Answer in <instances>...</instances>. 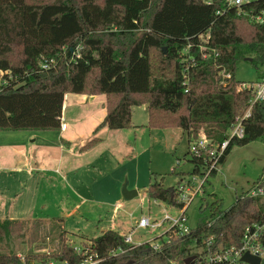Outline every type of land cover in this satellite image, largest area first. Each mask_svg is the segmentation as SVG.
<instances>
[{
	"label": "trees",
	"instance_id": "obj_1",
	"mask_svg": "<svg viewBox=\"0 0 264 264\" xmlns=\"http://www.w3.org/2000/svg\"><path fill=\"white\" fill-rule=\"evenodd\" d=\"M208 1L0 0V129L58 128L65 94L72 92L107 95L108 112L96 131L133 126V106L149 103L150 125L181 128L190 141L201 135L212 143L225 141L253 97L251 89H239L245 83L236 78L239 61L264 67V23L224 0ZM244 8L257 12L264 0ZM14 48L21 51L17 61L10 56ZM155 54H160L157 69ZM260 75L264 78V71ZM244 128L245 136L230 140L219 166L234 145L264 139V102L253 105ZM191 153L192 173L203 177L210 152ZM260 186L264 168L249 190ZM182 189L167 188L156 178L146 191L149 199L182 209ZM249 190L229 208L218 198L202 205L204 216L196 228L183 234L176 227L164 231L155 238L158 248L150 241L126 243L115 229L91 239L81 236V244L98 254V264H186L190 256L195 257L189 264H222L210 258L221 247L239 248L246 228L264 222V197H252ZM28 222L0 220V234L12 236ZM51 223L59 227L53 253L21 255L8 246L0 248V264H47L54 258L80 264L84 255L65 239L62 220Z\"/></svg>",
	"mask_w": 264,
	"mask_h": 264
},
{
	"label": "rangeland",
	"instance_id": "obj_2",
	"mask_svg": "<svg viewBox=\"0 0 264 264\" xmlns=\"http://www.w3.org/2000/svg\"><path fill=\"white\" fill-rule=\"evenodd\" d=\"M241 31L247 27L245 23L239 22ZM248 30V29H247ZM246 30V31H247ZM17 61L21 56L19 48H14L10 55ZM160 54L154 55V67L157 69ZM264 67H256L249 60H240L236 69V78L252 85L261 79ZM1 77V75H0ZM68 97V111L62 122L69 127L84 129L87 120L85 119L84 105L76 104L70 107L71 99ZM104 99V95H100ZM146 100V98H144ZM150 104L133 106L132 121L134 126L121 130L119 134L111 132L110 135H103L101 127L97 135L103 140L97 144L87 146H76L65 153V159L75 158L79 164L89 161V167L79 170L83 181L78 185V191L71 188L66 196L68 205L74 201L77 211L65 214V228L68 234L65 235L67 242L72 245H80L82 237L97 236L101 230L112 228L122 234H131L134 243L150 241L157 243L155 239L164 233L167 226L138 227L137 221L146 216L151 222H161L166 214L177 217L180 210L164 202L149 199L147 187L151 180L156 178L165 187L182 186L191 194H196L201 184V176L193 175L194 164L191 162L190 139L187 131L174 126H161L149 124ZM64 112V114H65ZM81 113L78 120H73L74 113ZM99 118H103L106 109L102 111ZM78 119V118H77ZM107 131V130H106ZM106 131H104L106 133ZM111 131V130H110ZM77 132V131H76ZM81 131L77 132V140L81 137ZM102 132V134H101ZM2 132L0 131V135ZM92 136V135H91ZM90 136V137H91ZM109 136V137H108ZM46 149V148H45ZM40 159L45 158L46 151L43 147L33 146L29 150ZM50 158H56L57 150L50 149ZM33 158V157H32ZM264 168V139L252 141L245 145H234L220 164L217 174L208 176L202 189L188 204L186 214L188 216V227L194 229L204 213L201 206L208 202L220 199L224 208L232 206L237 195L252 188L254 181L258 179ZM38 175V174H35ZM38 178V176H37ZM72 181H77L73 179ZM74 187L75 185L69 181ZM32 192L29 198L34 197L33 189L37 187V181L32 180ZM136 190L138 195L128 199L124 191ZM205 208V207H204ZM49 217L48 208L39 207ZM205 215L210 214L209 209H204ZM27 219L31 216L18 217ZM15 218V217H13ZM126 225L119 227L120 222ZM59 227L48 220H31L28 226L22 230L17 229L12 236L6 237L0 234V248L12 246L21 255L27 253H53L59 244ZM122 230V231H121ZM124 230H127L124 232ZM65 264V262L51 259L47 264Z\"/></svg>",
	"mask_w": 264,
	"mask_h": 264
},
{
	"label": "crops",
	"instance_id": "obj_3",
	"mask_svg": "<svg viewBox=\"0 0 264 264\" xmlns=\"http://www.w3.org/2000/svg\"><path fill=\"white\" fill-rule=\"evenodd\" d=\"M73 95L75 97L71 99L70 107H73L76 102L77 104L84 105L85 119L87 120L85 128L81 129V137L78 138V140L77 132L81 130H75V122L70 131L69 127L66 129L61 128V124L64 123L62 121L66 115L65 111H68L69 107L67 103L68 97L70 96V98H72ZM100 95H104L105 98L99 99L101 98ZM101 108L102 111L106 109L103 118H99L102 113ZM107 112L106 94L93 95L67 92L63 104L61 124L58 128L0 129L2 132V135H0V220L8 218L21 221L48 220L51 222L58 218L62 220L64 229H66L65 214L77 211V206L74 205V201H71V204L68 205L66 196L69 194V191H71V188H76L77 190L78 185L83 181L81 173L79 175L77 172L83 168L89 167L90 164L88 160L79 164L74 157L65 159L64 155L70 152L71 148L76 146L80 147L83 143L82 150H85L87 146L101 142L103 138L97 135V131L101 127L98 128L97 131L96 128L103 122ZM80 114L79 112V115ZM79 115L75 112L73 120L76 119L78 120L77 122H80ZM102 127H104L102 132L105 136L112 134L111 132L119 134L121 130L126 129H111L107 126ZM104 131H106V133ZM94 138H97V140L91 142ZM33 146L43 147L42 152L46 151L44 152L46 154L45 158L40 159L38 156L32 154L29 150ZM50 149L57 150V154L59 155L56 158H50ZM33 179L37 181V187L33 189V194L35 196L29 198L28 194L32 192V188L30 187L29 190L26 189L31 186ZM73 179H77V181H72ZM69 181H71L75 187ZM39 207L48 208V213H52V217L41 214L46 212L44 210H39ZM15 215H20L18 217L29 215L31 217L27 219H17ZM125 225V222L121 221L119 223V227ZM107 229H103L101 232ZM66 230L68 231V229ZM126 231L127 230H124V232ZM86 235L87 234L83 233L80 234V236L84 237L88 236ZM93 237L96 236H89L87 238L91 239Z\"/></svg>",
	"mask_w": 264,
	"mask_h": 264
},
{
	"label": "built area",
	"instance_id": "obj_4",
	"mask_svg": "<svg viewBox=\"0 0 264 264\" xmlns=\"http://www.w3.org/2000/svg\"><path fill=\"white\" fill-rule=\"evenodd\" d=\"M212 0H209L208 2H211ZM226 5L228 7H236L239 9V14L248 15L251 20L264 23V8L261 10L254 12V11H247L244 6L248 4H252L256 1L260 0H224ZM218 14H222L221 10L217 11ZM209 38V35L207 37ZM204 38V40H205ZM206 46H202V49H205ZM54 60H51L53 62ZM49 61L45 60L43 61L42 67L47 69L49 67ZM4 72L0 69V75L3 76ZM225 76L230 77V73H226ZM0 77V79H1ZM248 88L252 91V100L249 108L245 111V113L238 117L236 119V122L234 123L233 127L230 131V136L228 139L221 143H212V141L208 138H206L204 135H201L198 138L192 139L190 150L191 152L195 153L196 155H200L203 150H207L210 152V165L208 169L205 172V175L201 177L202 181L197 189V193L202 189V186L204 182L207 180L209 173L213 169L219 168V158L223 155L225 149L227 148L229 142L233 138L241 139L245 136V128H244V121L250 117L251 115V109L255 103L258 102H264V78H261L260 80L256 81L252 85H247L246 83H243L239 86V89ZM62 129H66L67 126L65 123L61 124ZM191 190H185L182 189L180 193L179 200L183 201L185 203V206L180 210V215L177 217L171 216L170 214H166V217L161 222H151L150 219L146 216L141 217L137 223L136 226L138 227H151V228H157L162 225H164L166 222L167 226L165 227L166 230L176 227L179 229L180 233H189L190 228L188 227V216L186 214V208L188 204L194 199L196 194L189 193ZM248 195L252 197H264V186L255 187L248 191ZM165 230V231H166ZM264 234V222L262 223H253L252 225H249L242 238V244L239 248H223L221 247L217 253L214 254L213 257L210 258L211 261H217L218 263L222 264H235L237 261H241V257L245 252H250L251 254L259 255L260 257L264 258V243L261 241V237ZM124 241L126 243L130 244H137L133 242V237L131 234H122ZM155 248H158V244H153ZM74 249L78 254L84 255L83 260L80 264H98L101 261V258L98 256L96 252L92 251V248L83 244L80 245H74ZM245 263V262H243ZM66 264H68L66 262ZM247 264V263H246Z\"/></svg>",
	"mask_w": 264,
	"mask_h": 264
},
{
	"label": "water",
	"instance_id": "obj_5",
	"mask_svg": "<svg viewBox=\"0 0 264 264\" xmlns=\"http://www.w3.org/2000/svg\"><path fill=\"white\" fill-rule=\"evenodd\" d=\"M125 197L128 199L134 198L136 195H138L136 190H126L124 191ZM195 256H190L187 259H185V263L189 264L194 260ZM241 261L247 263V264H264V258L260 257L259 255L251 254L250 252H245L243 256L241 257Z\"/></svg>",
	"mask_w": 264,
	"mask_h": 264
}]
</instances>
